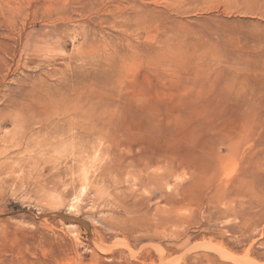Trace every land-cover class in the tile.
Returning a JSON list of instances; mask_svg holds the SVG:
<instances>
[{"label":"rangeland","instance_id":"374dc122","mask_svg":"<svg viewBox=\"0 0 264 264\" xmlns=\"http://www.w3.org/2000/svg\"><path fill=\"white\" fill-rule=\"evenodd\" d=\"M0 154V264H264V0H0Z\"/></svg>","mask_w":264,"mask_h":264},{"label":"water","instance_id":"95a60500","mask_svg":"<svg viewBox=\"0 0 264 264\" xmlns=\"http://www.w3.org/2000/svg\"><path fill=\"white\" fill-rule=\"evenodd\" d=\"M60 216H62L63 218H66V219H70V217L66 216V215H62L60 214Z\"/></svg>","mask_w":264,"mask_h":264},{"label":"bare ground","instance_id":"6f19581e","mask_svg":"<svg viewBox=\"0 0 264 264\" xmlns=\"http://www.w3.org/2000/svg\"><path fill=\"white\" fill-rule=\"evenodd\" d=\"M19 125V124H18ZM17 144V143H16ZM1 155V154H0Z\"/></svg>","mask_w":264,"mask_h":264}]
</instances>
